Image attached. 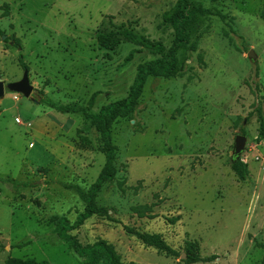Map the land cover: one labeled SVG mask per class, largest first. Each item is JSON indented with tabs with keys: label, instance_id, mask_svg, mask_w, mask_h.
Listing matches in <instances>:
<instances>
[{
	"label": "rangeland",
	"instance_id": "1",
	"mask_svg": "<svg viewBox=\"0 0 264 264\" xmlns=\"http://www.w3.org/2000/svg\"><path fill=\"white\" fill-rule=\"evenodd\" d=\"M192 5L226 18L194 13L188 47L177 52L185 74L150 77L133 117L114 123L118 175L96 200L114 221L94 216L72 235L83 245L106 241L123 264H187L191 242L203 258L217 256L196 264H264V0H0V82L22 80V53L34 87L29 99L9 90L0 99V180L22 184L0 181V264H87L50 220L73 225L84 212L65 186L91 190L106 165L100 134L92 127L84 145L88 118L38 102L47 96L96 114L127 98L138 67L164 54L127 42L121 28L168 51L176 35L165 14ZM101 34L119 43L109 49ZM238 136L246 144L236 157ZM236 158L248 164L246 182L231 168ZM127 227L161 235L179 257Z\"/></svg>",
	"mask_w": 264,
	"mask_h": 264
},
{
	"label": "trees",
	"instance_id": "2",
	"mask_svg": "<svg viewBox=\"0 0 264 264\" xmlns=\"http://www.w3.org/2000/svg\"><path fill=\"white\" fill-rule=\"evenodd\" d=\"M219 1V0H212ZM199 13L201 15H217L222 19L226 17L220 12H213L210 9H205L201 5H192L188 8V13L183 14L181 12L171 11L165 14V20L169 22L175 30L176 39L173 46L165 51V48L158 43H154L149 39L139 36L133 30L122 27L117 34L123 37L127 42L132 44L142 46L144 48L151 49L158 53L164 54L161 59L146 62L138 67L137 76L133 86L131 87L130 93L127 98L109 104L103 108L99 113L93 114L89 110L81 107L69 106V105H59L55 103L51 98L44 96L42 100L38 103L46 105L51 109L62 113V114H83L86 118L90 120V125L85 126L81 132L87 133L83 135L80 132V139L84 145H91V140L88 137V133L91 131L92 127H95L97 132L100 134L101 146L100 150L106 157V165L89 191H84L81 187L76 185H66L65 187L69 190H74L78 193L81 200L85 203V210L78 216L75 224H70L65 217L53 216L50 220L52 224L55 225V231L59 233L61 238L69 241L74 248L75 252L82 258L87 259V264H97L101 256H105L108 259L109 264H123L121 256L116 251L115 247L106 241H98L94 244L83 245L79 240L72 235V232L76 229L81 228L89 219L94 216H103L109 220L114 221L109 215V210L106 207L99 206L97 204V198L102 191L105 184L109 182H114L117 179L118 169L116 166L117 159V147L113 142L112 128L115 122L120 119L132 118L136 108L139 104V100L143 94L144 87L150 77L153 78H177L185 74V65L180 64L177 52L182 48H187L189 44V31L187 24L194 23V13ZM99 42H101L105 47L113 49L119 43L115 40L113 34L98 36ZM7 40L6 42H8ZM15 45L18 49L21 48V44L18 39L15 40ZM197 48V41L194 42L189 49L195 50ZM20 64L24 70H29V67L24 61V56L20 53ZM259 139L264 140V115L261 110H259ZM232 170L236 174L237 178L246 182L249 178L250 171L248 164L242 159L236 158L231 165ZM1 182L10 183L13 185H22L19 181L14 179H1ZM145 211L149 208L144 207ZM141 208H137L141 217L145 216V211ZM142 211V212H141ZM130 235L136 236L142 243L148 247L157 249L160 253H163L169 257H179V252L169 245L161 235L141 233L133 228H126ZM187 259L185 262L187 264H196L201 262H213L217 259V256H212L209 258H203L199 252V247L196 242L188 243L186 248ZM7 264H49L47 261L38 262L34 259H19L10 258ZM136 264V263H130Z\"/></svg>",
	"mask_w": 264,
	"mask_h": 264
},
{
	"label": "water",
	"instance_id": "3",
	"mask_svg": "<svg viewBox=\"0 0 264 264\" xmlns=\"http://www.w3.org/2000/svg\"><path fill=\"white\" fill-rule=\"evenodd\" d=\"M250 55L252 56V54ZM7 90L12 93L20 94L29 99L34 91V87L30 81L29 70H25L22 80L18 82L9 83L8 85H6L4 82H0V99L5 97ZM245 144L246 138L238 136L236 139V157H238L244 150Z\"/></svg>",
	"mask_w": 264,
	"mask_h": 264
}]
</instances>
